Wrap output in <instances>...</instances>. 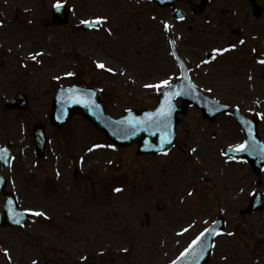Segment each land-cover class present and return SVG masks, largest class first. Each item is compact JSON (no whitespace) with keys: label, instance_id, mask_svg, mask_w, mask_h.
<instances>
[{"label":"rangeland","instance_id":"obj_1","mask_svg":"<svg viewBox=\"0 0 264 264\" xmlns=\"http://www.w3.org/2000/svg\"><path fill=\"white\" fill-rule=\"evenodd\" d=\"M135 1L0 0V146L16 156L2 176L20 210L45 213L0 230V264H170L217 217L225 235L207 264H264V211L240 215L252 191L264 192V173L255 178L244 162L221 158L241 140L232 119L207 123L188 110L162 157L138 156L135 145L119 150L80 117L61 130L49 123L54 90L79 83L100 89L113 117L152 109L163 87L152 86L177 79L167 44L174 37L197 88L223 105L258 113L261 135L264 66L255 60L264 58L257 51L264 46V15L251 17L245 0H214L202 17L190 12L201 0L155 10ZM60 2L70 11L62 28L50 15ZM257 2L264 9V0ZM173 7L184 11L182 24H173ZM98 17L106 18L98 30H77ZM209 53L215 59L205 65ZM18 92L28 107L6 111L4 103ZM34 124H43L51 139L42 160L34 155ZM2 205L0 194V212Z\"/></svg>","mask_w":264,"mask_h":264},{"label":"water","instance_id":"obj_2","mask_svg":"<svg viewBox=\"0 0 264 264\" xmlns=\"http://www.w3.org/2000/svg\"><path fill=\"white\" fill-rule=\"evenodd\" d=\"M157 1L161 5L169 4L167 0H153ZM206 1L201 2L202 6L205 5ZM177 15V14H176ZM65 15L60 10L56 11L54 14V22L61 24L65 22ZM174 53H176L175 49ZM177 54V53H176ZM182 73L184 68L180 67ZM185 83L179 84L176 89L171 88L170 91L163 93L162 97L159 99L158 106L153 112H142L140 115L136 113H128L125 117L113 120L110 117L104 115V110L101 104L100 96L95 90H83L73 87L68 90H59L55 97V102L52 105L51 120L54 125L61 126L66 123L72 116L74 112H78L83 117L90 121L97 130L103 132L108 139L113 143L125 147L134 142L137 143L139 154H158L167 151L172 144L169 142V137L174 139V129L176 125V115L179 113L184 114L187 107L196 106L201 109L204 116L207 118H213L218 114L222 113L221 108L213 102L204 99L201 94L196 91L194 93V88L189 90L185 88ZM180 90H179V89ZM185 88V91H181ZM178 89V91H177ZM176 97H180L183 100L184 105L181 108L176 109L173 100ZM19 104H22L21 102ZM169 104L171 105V115L167 118V127H154L151 124L146 123L149 116L148 114H155L161 109L167 111ZM209 104L211 106L209 107ZM72 106V107H71ZM68 109V110H67ZM251 128L245 129L246 135V149L240 154H235L238 157H245L251 165L252 170L257 174L260 173L264 166V142L260 141L255 136V131L250 132ZM34 140L36 143V151L38 156L43 155L45 138L43 131L39 126L34 128ZM0 155H2L0 153ZM234 155V156H235ZM6 157V156H5ZM0 160H7L0 159ZM3 181L0 180V191L3 189ZM4 205V218L0 219V227L11 225L17 226L16 220L22 221L24 219V214L17 210L15 205V200L12 196L6 195ZM256 198V200H255ZM254 201L250 203L247 209V213L253 212L254 210L260 208V197L257 195ZM19 214V215H18ZM1 218V217H0ZM219 227V222L215 224ZM213 228V229H214ZM213 229L205 234L200 240L194 244L192 250H199L200 258L197 264H205L210 253L213 238ZM189 253V252H187ZM187 255V254H186ZM175 264H183V261H178Z\"/></svg>","mask_w":264,"mask_h":264},{"label":"snow or ice","instance_id":"obj_3","mask_svg":"<svg viewBox=\"0 0 264 264\" xmlns=\"http://www.w3.org/2000/svg\"><path fill=\"white\" fill-rule=\"evenodd\" d=\"M56 7H59V5H56ZM104 22H106V18H104V17H98V18H96L93 21H87V20L86 21H83V23H85L86 25H89V26H99V25L103 24ZM168 27L169 26L167 24H165V29H167ZM240 43L243 44L244 41H240ZM231 47L234 48L235 45H232ZM229 50H230L229 48H225V49H213V53H215V54H223L224 52H227ZM37 55H42V54H37ZM32 58L35 59L36 58L35 55H33ZM212 58L215 59V55H213ZM205 62H207V61H205ZM260 62L261 63H264V61H260ZM97 67H99L101 69H105L106 66H105L104 63H99L98 62L97 63ZM107 71L112 72L113 69L107 68ZM66 75L72 76L73 73L69 72ZM161 86L170 88L171 87V84H170L169 81L165 80V81L162 82V85H154L152 87L160 88ZM170 115H171V105L169 104L167 111L161 109L160 111H158L155 114H148L149 118L146 121V123L151 124L152 126L157 127V128H159V127H167L166 121H167V118ZM97 147H99V146H97ZM109 147H112V146L110 145ZM245 149H246V145L245 144H240V145H238L236 147V151H244ZM91 150L92 149H89V151H91ZM2 151L3 150H0V152H2ZM193 151H195V149H193ZM262 151H264V149H262ZM0 159H6V157L3 156V155H0ZM114 191L119 192V191H121V189L117 188V189H114ZM32 214L35 215V216H38V217L45 216V213L39 212V211L33 212ZM16 223L19 224V223H21V221L19 219H17L16 220ZM207 232H208V229H205V231L200 234L201 237L204 236L205 233H207ZM214 234H216V233H214ZM228 235H231V233H228ZM193 243H196V241H194ZM4 255H6V256L9 255V253L7 252V250H4ZM33 264H36V262L33 261Z\"/></svg>","mask_w":264,"mask_h":264},{"label":"bare ground","instance_id":"obj_4","mask_svg":"<svg viewBox=\"0 0 264 264\" xmlns=\"http://www.w3.org/2000/svg\"><path fill=\"white\" fill-rule=\"evenodd\" d=\"M257 236V235H256Z\"/></svg>","mask_w":264,"mask_h":264}]
</instances>
